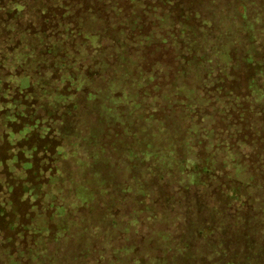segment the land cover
<instances>
[{
	"label": "rangeland",
	"instance_id": "rangeland-1",
	"mask_svg": "<svg viewBox=\"0 0 264 264\" xmlns=\"http://www.w3.org/2000/svg\"><path fill=\"white\" fill-rule=\"evenodd\" d=\"M62 4L67 21L97 26L98 34L87 35L95 53L83 69L76 115L59 114L52 131L82 148H102V160L65 149L57 189L69 196L54 204L45 198V212H31L21 191L13 194L14 218L0 209V264H127L130 248L158 255L154 243L188 250L190 235L203 234L197 217L202 228L217 225L214 194L208 197L214 185L256 193L237 205L242 219L263 210L264 0ZM139 153L171 154L167 160L194 168L172 169L177 180H161L165 157H151L158 168L147 172ZM191 171L196 182L188 186ZM86 188L94 190L87 200Z\"/></svg>",
	"mask_w": 264,
	"mask_h": 264
},
{
	"label": "trees",
	"instance_id": "trees-1",
	"mask_svg": "<svg viewBox=\"0 0 264 264\" xmlns=\"http://www.w3.org/2000/svg\"><path fill=\"white\" fill-rule=\"evenodd\" d=\"M62 3L63 0H0V209L12 218L16 211L13 194L17 190L22 195L19 199L29 202L31 212L47 211L43 209L47 197L54 204L64 201L63 194L69 196V192L57 189L59 163L65 149L73 153L71 148L76 147L85 158L102 160L98 154L102 148H82L79 141L72 142L71 137L52 131L51 124L59 114L67 118L76 115V98L84 87L83 69H90L94 60L91 52L95 53V49L86 48L92 47L87 35L98 34L97 26L81 29L78 23L67 21L69 7ZM23 47L32 48L38 57H26ZM82 61L85 64L81 66ZM33 75L38 78L34 80ZM20 77L29 80L23 83ZM140 155L147 172L158 168L151 157H165V164L159 169L161 180L175 181L179 173L172 175V169L194 168L188 160H167L166 155L171 154ZM81 165L83 170V161L79 160ZM166 169L170 171L166 173ZM195 175L191 171L188 183H183L194 184ZM211 193L217 225L205 224L202 228L197 217L203 234L190 235L188 250L179 247L172 253L154 243L158 255L153 253L154 248H148L143 256H137L130 248L126 251L127 264H264V209L252 218L242 219L244 210L239 213L237 206L250 202L247 197L255 198L256 193L242 190L235 183H224L219 189L210 186V198ZM93 194L94 190L87 188L83 192L85 200ZM186 219L187 216L185 222Z\"/></svg>",
	"mask_w": 264,
	"mask_h": 264
}]
</instances>
